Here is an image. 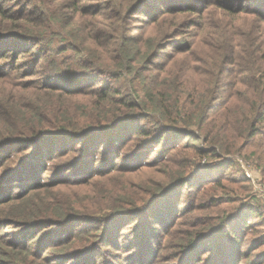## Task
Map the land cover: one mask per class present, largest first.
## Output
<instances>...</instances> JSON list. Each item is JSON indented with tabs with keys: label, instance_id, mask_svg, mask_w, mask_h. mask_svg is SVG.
<instances>
[{
	"label": "trees",
	"instance_id": "obj_1",
	"mask_svg": "<svg viewBox=\"0 0 264 264\" xmlns=\"http://www.w3.org/2000/svg\"><path fill=\"white\" fill-rule=\"evenodd\" d=\"M15 1L0 0V264H264L237 165L264 187V0H124L150 19L138 37L101 16L118 0H71V29L50 1Z\"/></svg>",
	"mask_w": 264,
	"mask_h": 264
},
{
	"label": "rangeland",
	"instance_id": "obj_2",
	"mask_svg": "<svg viewBox=\"0 0 264 264\" xmlns=\"http://www.w3.org/2000/svg\"><path fill=\"white\" fill-rule=\"evenodd\" d=\"M30 1L39 3L44 0H16L14 3H7L5 6L9 8L19 9V8H24L26 3ZM47 1L51 2L47 12L50 13L58 12L62 16L63 23L66 25V28L71 29L72 25H69V23L73 21L72 19L75 17V12H76V9L74 7H71L72 5V3H70L71 0H58V1L47 0ZM196 1L198 3H194V7H196L197 11L199 12H202L204 10V6H206L205 8H210L213 6V4L210 3L212 0H196ZM88 2L89 4L94 3L95 7L104 8L106 7L107 4L112 3L113 0H86V4ZM242 2L243 1L240 0L234 2L229 1L228 3L238 5V4H242ZM118 3L119 5L112 6L110 11H103L101 13V16L107 15L106 21L114 20L118 16L120 18V22L116 23V27H119V32L121 34H123V30L125 31V29L130 30L131 31L130 34L135 37L142 36L144 35V33L148 34L150 19L144 13H142V11L140 10L142 8L137 10L134 9L131 11L129 10L130 6H126L124 0H118ZM244 5L248 7L252 6L249 2H245ZM26 8L34 10L30 6H27ZM143 10L145 12L146 6L143 8ZM217 13H219V10H217ZM197 14L200 15V13ZM193 17L196 18L195 16ZM192 31L193 29L190 28L189 33H192ZM189 33L186 36L180 38H187L188 40H192V37L189 36ZM65 39H67V41L70 42L68 40V37H66ZM170 50H172L171 47L170 49H167V51ZM238 161H239V163L237 164L238 167L243 169V172L245 173V176L248 180L250 179L246 175V171L249 172V174L252 175L254 178L260 179L261 177L260 171L256 169L249 161L245 160V158L242 157L238 159ZM242 162L244 163L245 167H243ZM226 174L227 176L230 175L233 178H237L239 176L237 168L228 169L226 171ZM250 183H252L251 184L252 191L251 193L249 192L251 190L250 188L247 193H244L243 196H245V198L244 197L242 198L241 203H245L248 206L253 207L254 210L258 211L256 214L250 217V220L248 222H249V226L254 228L253 231L254 236L256 237L260 235L264 236V187L261 185V182H260L261 186L259 187H256L252 181ZM245 184H249L248 181H245ZM192 192H196V191H192ZM186 193H187V189L184 190V194ZM194 194L190 193L186 196L184 195V197L186 198V200H190ZM236 204L238 203H234L230 206H236ZM249 230L250 227H248L246 231ZM244 247H246V245H244ZM262 249H264V246L260 247V250ZM123 252L124 251L122 250L113 251L105 255L102 261L98 264H133L134 260L130 259L129 261H127L128 258L127 254H124Z\"/></svg>",
	"mask_w": 264,
	"mask_h": 264
},
{
	"label": "built area",
	"instance_id": "obj_3",
	"mask_svg": "<svg viewBox=\"0 0 264 264\" xmlns=\"http://www.w3.org/2000/svg\"><path fill=\"white\" fill-rule=\"evenodd\" d=\"M242 165L243 167H245L244 163L242 162ZM246 175L248 176V178L253 182V184L256 186V187H259L261 186L260 185V179H256L254 178L252 175L249 174V172L246 171Z\"/></svg>",
	"mask_w": 264,
	"mask_h": 264
}]
</instances>
